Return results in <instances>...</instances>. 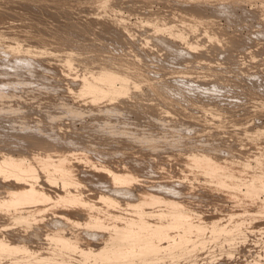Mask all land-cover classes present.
Returning a JSON list of instances; mask_svg holds the SVG:
<instances>
[{
    "label": "rangeland",
    "instance_id": "1",
    "mask_svg": "<svg viewBox=\"0 0 264 264\" xmlns=\"http://www.w3.org/2000/svg\"><path fill=\"white\" fill-rule=\"evenodd\" d=\"M185 9H190L193 15H183ZM14 43L18 48L13 47ZM50 47L51 56V53H40L42 48ZM63 51L75 53L72 66L78 72L83 71L84 65L86 69L94 68V65L97 67L100 63L122 67L119 64L124 61L130 66L129 69H140L146 80L130 88L127 96L116 98L117 101L102 100L94 105L86 96L85 100L81 97L80 101L75 89L74 95L71 91L69 93L72 86L63 73L68 63L56 57L61 53L66 54ZM107 60L112 62L107 63ZM107 101L112 102L108 104ZM162 108L165 110H160ZM35 128L44 129L43 135L35 133ZM261 136H264V0H0V157L6 154L16 157L34 151L36 154L57 146L80 148L84 155L78 149L74 150L79 155L72 152L70 160L77 165L78 174L87 179L80 184V189L76 187L79 191L85 190L82 194L86 197L93 192L89 190L91 193H87V190L103 180L110 187H116L108 174L100 170L98 173L99 164L109 163L110 160L112 164L125 160L127 166L144 164L143 176L138 177L141 183L137 180L135 184V194L139 191L137 186L141 184H144V189L158 190L161 188L157 185L164 184L172 188L171 191L176 188L173 191L175 194H172L174 197L183 196L186 192L185 199L192 197L195 202L190 198V203L200 205L204 212L199 213L204 217L195 219H204V228L210 227L209 221L214 219L229 227L241 224L229 234L232 240H225V248L221 244L218 246V242L220 239L224 241L222 237L226 238V234L222 232L217 235L214 232L215 238L208 231V239L205 235L197 238V241L194 239V243L201 242L203 245L192 249L190 252L193 254L182 249L187 253L180 254L171 262L169 258L175 256L174 252H182L176 249L173 254L170 253L172 257L167 253L160 254L158 259L153 258L155 263L152 259L148 261L149 264H264V191L259 190L255 196L248 197L244 193L248 185L244 182L239 187L240 191L234 192L235 197L228 188L231 192L229 196L226 187H222L225 185L215 187L205 176L193 179L191 174L197 173L195 169H184L185 176L182 171L183 158L180 157L181 153L185 155L192 150L207 151L216 155L214 160L219 161L222 171L226 170L225 167H229L227 170L230 171L233 169L235 173L245 171L242 174L247 179L254 170L250 165L264 161V140ZM253 137L261 140L262 144L250 139ZM81 154L88 158L80 160L83 157ZM39 180H43L42 177ZM53 180L56 182L50 181L46 189L56 192L63 188L60 178ZM12 181L9 179L5 184L10 186ZM80 204H63L64 208L61 205L56 208L66 209L62 211L65 214L75 213L83 207L82 211L86 212L89 207ZM50 206L48 208L52 211H46L54 216L55 205ZM96 209L94 213H97ZM79 211L81 215L82 211ZM79 211L76 212L77 216H80ZM47 213H44L45 217L48 216L45 219L50 223L54 217ZM57 215L61 216V212ZM80 217L81 222L77 219L80 225L76 226L77 229L81 228L79 232L85 229L86 223L83 216ZM0 218V228L15 231L12 235L14 241L26 239L32 243L34 240L36 246H41V243L44 248L41 247L39 250L43 251L38 250L39 253L51 252L49 254L60 257L57 250L51 249L53 247H50L49 237L45 234L47 222L38 227L26 226L21 229L14 222L7 223L6 217L1 214ZM70 225L62 226L66 234L78 232L74 230L76 227L71 228L73 231L65 230ZM87 239L89 241L91 237ZM203 239L206 242H202ZM94 241L100 243V240ZM90 242L82 244L89 247ZM95 243L92 246L98 247L99 244L97 246ZM190 243L193 245V241ZM65 254L61 257L66 260ZM74 258L70 260L77 262V257Z\"/></svg>",
    "mask_w": 264,
    "mask_h": 264
},
{
    "label": "bare ground",
    "instance_id": "2",
    "mask_svg": "<svg viewBox=\"0 0 264 264\" xmlns=\"http://www.w3.org/2000/svg\"><path fill=\"white\" fill-rule=\"evenodd\" d=\"M182 13H183V15L184 14L193 15V13L190 12V9H188V10L185 9L184 11H182ZM186 26H188V25H186ZM217 35H218V33H217ZM214 36H216V35H214ZM13 42H15V41H13ZM59 42H61V41H59ZM2 43H4V42H2ZM40 43H42V42H40ZM12 45L14 48H18V47L14 46L15 43ZM16 46H18V45H16ZM38 47H40V46H38ZM56 48H57V46H56ZM11 49H13V48H11ZM25 50H27V49H25ZM49 50H51V47H50V49H48V48L43 49L42 48L40 53L41 52H42V54L51 53L52 51H49ZM24 52H26V51H24ZM31 52H29V53H31ZM60 52L58 51L57 53H60ZM16 53H18V51ZM32 54H34V53H32ZM32 54L30 56H32ZM61 54L58 55L59 57L58 56H56V57H57V59L62 58L63 60H65L68 63L67 67H64L66 65L63 66V64H62V66L64 67V68L63 67L62 68L65 71V72L63 71V73H65V75L67 76L66 78L68 79L69 84H71V86L74 87V88L71 87L72 90H71V88H69V93H70V91L72 93L73 89H75V91H76L75 95L77 96V98L80 97L79 100L81 99V97H83L82 99H84V97L86 96V99H87V97H89L91 100V103L93 102V104H94L98 101L102 102V100L104 101V100H108V99H116L119 96H123V95L127 96L126 93H130V92H128L129 90H131L130 88L137 86L139 83L146 80L144 75L141 72H139L140 69L138 70L137 67L136 68L134 67L135 69L131 70V69H129L130 66L125 64L124 61H121L122 63L120 62V64H119L122 67H116V66H113L111 64L107 65L106 63H102V64L100 63V65H98V63H97V65H98L97 67H95L96 65H94V68L93 67L89 68L86 66L87 67V69H86L85 65H84L83 71L78 72L77 70H74L75 68H73V66H72L74 63L72 61H73V58L75 56V53L72 51V53L66 52V54H63V53H61ZM51 55H52V53L50 54V56ZM17 57L20 59L19 56H17ZM120 59H122V58H120ZM118 60H119V58H118ZM65 61H63V62H65ZM108 61H110V60H107V63H108ZM113 61L116 62V64H118V62L115 61V59H113ZM103 62H106V60ZM110 62H112V61H110ZM24 66H26V65H24ZM54 68H56V67H54ZM22 70H24V69H22ZM129 70H131V71H129ZM44 71H46V70H44ZM51 71L53 73L54 72L56 73V71H53V70H51ZM48 72H49V70H48ZM49 73L47 76H49ZM50 74H52V73H50ZM61 76H63V75H61ZM64 79H65V77H64ZM48 81H49V79H48ZM118 81L119 82L121 81L120 86L117 85ZM74 93L75 92H73L72 94L74 95ZM120 98H122V97H120ZM90 100L88 99V101H90ZM113 101L116 102L117 99H116V101L115 100H113ZM83 102H85V101H83ZM109 102H108V104H110L112 101L110 103ZM123 103H125V102H123ZM94 105H96V104H94ZM160 110H165V109L162 108ZM163 113H164V111H163ZM154 120H156V119H154ZM163 124H165V123H163ZM21 128H23V127H21ZM24 128H26V127H24ZM32 128L33 127H31V129ZM29 129H30V127H29ZM171 129H172V127H171ZM33 130L37 134L42 133V135H43V133H44V129H38V128L36 129L35 128ZM251 135H253V133ZM256 137L258 138V136H256ZM256 137H253L250 139H252V140L254 139L253 141L257 140V142L261 141V140L258 141L259 138L257 139ZM263 137H262V141L264 140ZM42 138H44V137H42ZM50 140H51V138H50ZM159 140H161V139H159ZM262 141H261V144H262ZM136 142H137V140H136ZM77 149L78 148L74 149V148H66L63 146H60V147L57 146V147L51 148L49 150L42 149L45 151H43L41 153L37 152L36 154L34 151V153H32V154H29L31 152H27L28 154L26 153V155L20 154L19 156H16V157L11 156L9 154L8 155L6 154V155H3L2 157H0V184H1V187H0V214L6 217L7 223L14 222V223L18 224L19 226H21V229H24L26 226L27 227H29V226L30 227L31 226L38 227L41 224H46V222L48 223V220L46 221V219H45V218L48 219V216L45 217L44 213L45 212L47 213L46 210L49 209L48 207L50 205H52V207H53V205H55L54 207H55L56 211H55V213L53 212L54 216H53L52 212L51 213L48 212L50 215L47 213L49 216L52 215L54 218L51 220L50 223H48V225L46 227L47 229L45 228L46 229L45 234H46V236L49 237L48 238L50 240L49 244L52 245L50 247H53L51 249L57 250L58 254L60 255V257H56L57 255L53 256V254H49V253H51V252H49L50 251L49 247H48V249H49L48 254L39 253L38 250L42 247V244L40 242L39 243L41 246H38L39 244H37V243H36L37 244V246H36L34 244V242H36V241H34V240H32V241L30 240L32 243H30L28 241L30 244L27 242L26 239L25 240L22 239L23 241H20V240L14 241L12 239V235H13L14 230L12 231V230H6L5 229L6 230L5 231L4 229L0 228L2 230V231H0V261H2V262H0V264H78V261H79V264H138V263L141 264V262H142V264H144L146 261L148 262V261L152 260L153 258H157V256L160 254H166L167 253V255H171L170 253L173 254L174 250L177 251L179 249L181 251L183 249V250H186V251L188 250L189 252L190 251L192 252V249L194 250L195 248L198 247V245H200V244L203 245L201 242H199V240H198L199 243H197V244L194 243L195 240L197 241V238L201 239V237H203V235H205V238H206L208 231L212 232V234H214V232H215V233H217V235H219L218 233H222V232H223L222 234L225 233L226 238L222 237V240L224 239V241H221V239H220L221 235L218 236L220 239V241L218 242V246L221 244V246L223 245V247L225 248V246L227 244L225 245L224 243L231 238V237H229V234H231L232 231H235L234 228L238 229L239 226L241 227V224H239V226H238V223L235 225V222H234L235 226H233L231 224L233 227L232 226L229 227L228 224L221 223L220 221L218 222V219H216L217 221L214 219L212 222L209 221V224H211V225H209L208 222H206L207 224L205 223L206 225H209L210 227L204 228V219H203V221H199L202 217H204V216H202V217L200 216V213L204 212L203 209L201 211V208L199 207L200 205L196 206L195 203H194L195 205L193 203H190L191 201L192 202H195V201L193 200L192 197H190L191 198V201H190L189 200L190 198H188L187 194H186V196L188 199L187 198L185 199L184 194L186 192L185 193L182 192L183 194L181 193L183 196L179 195V196H181V198L179 196L174 197L172 194H175L173 191L176 188H174L173 191H171L172 188L170 189L169 187H166L164 184H160V183H159V185L156 184L157 186H159L161 188V190L153 189V188L144 189V184H141V185L137 186L139 191L137 192V194H135L134 193V190H135L134 188L136 187L135 184L137 183L136 182L137 180H138L139 184L141 183L139 181L141 179H139L138 177L143 176L142 169L144 167V164L142 166L139 164L138 165L130 164L127 166L128 163L125 160H122V161L119 160L120 161L119 163H116L118 161L112 160L116 164H112L111 160H110L111 164H110V162L109 163H102V164H99L96 162L97 164H99L98 166H100V168L98 169L97 168L98 166H93V167L97 168L98 173L100 170V172L101 171H102V173L104 172L105 175L108 174L109 178L112 179V181H113L112 184L113 183L116 184L118 182L117 183L118 185L114 184V186H116V187H110L109 183L106 180H103L99 184L93 185L91 189H88L87 193L89 190H91V192L93 191L92 192L93 194L89 191L92 195L88 193L90 196L87 194V197H86L82 194V193H85V190L82 192V191H79L76 187L82 186L80 184H82V182H84V180L87 181V179L78 174L79 172H77V170H78V168L76 167L77 165L73 164L74 162H72V159L70 160L71 153L74 150L76 151ZM77 151H79L80 153H82L84 155V153L82 152V149L80 150V148H79ZM23 153H24V151H23ZM76 153L77 152H75V153L73 152L72 154L75 155ZM161 154H163V153H161ZM74 155H73V157L77 159V157H75ZM28 156H29V158H27ZM215 156H213V154L208 153L207 151L200 152V151H193L192 150L191 152L188 151L187 154H185V155H183L181 153L180 157L183 158L182 159L183 164L181 163L183 165V167L180 164L181 167L183 168L182 171L184 172L186 170V168H187V170L189 169L191 171L192 170L194 171V169H195V170H197V173L194 172L196 175L194 173H192L191 174L192 178L193 177L194 178L200 177V179H201V176L202 177L205 176L206 177L205 179L213 182V184H215V187L216 186L221 187L222 185H225V186H222V187H226L225 191L226 190L228 191V188L231 189V192H232L231 195H234L235 194L234 192H236L237 190L240 191L239 187H240L241 183H244V182H245V184L247 183V185H248L247 191L244 192L245 195H247L248 197L255 196L256 192L259 190L264 191V184H263L264 183V161L259 160L256 163V165H253V166H252V164L250 165L249 163H247V165L249 164L250 167L253 168L254 170H253V174L251 175V177H249V175H248L249 178L246 179L243 176V174H244L243 172H245V171L239 172V173L237 172L238 173L237 174L235 172H232L233 169H232V171H230L231 169L227 170V168L229 169V167H227V168L225 167L226 170L222 171L220 169L222 167H219V163H218L219 161L214 160ZM178 157H179V155H178ZM80 158H81L80 160L85 161L88 157L83 156ZM89 161H91V160H89ZM86 162H88V161H86ZM228 162H230V161H228ZM245 162L246 161H244V163ZM93 163H94V161H93ZM140 164H142V163H140ZM120 166L123 168H119ZM244 166H241V168ZM178 167H180V166H178ZM181 167L179 169H181ZM247 169H248V167H246V171H248ZM191 171H190V173H191ZM39 172H40V174H39ZM41 172L43 173V175ZM183 172H181V175ZM185 173L186 172H184L183 174H185ZM193 174H194V176H193ZM77 175H78V177H77ZM186 175L187 174H185V176ZM41 177L43 180L40 181L39 179ZM92 177H94V176H92ZM54 178L55 179L60 178L62 186H63V188L61 187L62 189H59L56 192L51 191L48 188L46 189V187H48V185L50 186V184H49L50 181L56 182L55 180H53ZM9 179L13 180L12 184L9 182L11 184L10 186H8V184H5L6 181H8ZM147 182H149V181H147ZM142 183H143V181H142ZM151 183H152V181H151ZM178 183L180 184V182H178ZM181 183H183V182H181ZM180 185H182V184H180ZM185 185L186 184H184V186ZM72 186H74L75 188L73 189ZM169 186H171V184ZM57 187H58V185H57ZM79 189H80V187H79ZM170 191L172 192L171 194L169 193ZM227 191H226V193H227ZM229 192L230 191H228L227 194L230 196ZM179 194H180V192H179ZM234 197H235V195H234ZM183 199H185V201ZM186 200H189V201L186 202ZM247 200H250V198H247ZM78 203H81L80 205H82V206H86V208L89 207L88 209H86L87 216H86V212L84 211L85 212V216H84V212L82 211V209L84 207L82 209H79L82 211L81 215H80V211L76 210V208L74 209V210H76L75 213L70 212L71 214L68 213L69 215L67 213L65 214L64 212H62L64 209L60 210L61 208L60 209L56 208L57 205L58 206L61 205V207H63L62 206L63 204H69L70 206H72V205H76ZM52 207L50 206V208H52ZM68 207H67V209H68ZM95 208H97L96 209L97 213H94ZM196 208L199 210H197ZM246 209H248V208H246ZM57 210H60V211H57ZM49 211H52V210L49 209ZM69 211H72V210H69ZM77 211H79L78 215L83 216V219L86 222L85 223L83 221L86 225L84 224L83 228H85V229H82L83 231H81V232L78 231L81 228L77 229L78 227H76V226L80 225L79 223L81 222V218H82L80 216H77V213H76ZM102 211L104 213L105 212H107V213L102 215L101 214V213H103ZM59 212H61V216L57 215ZM260 212H263V211H260ZM74 214H76V215H74ZM236 214H237V212H236ZM198 216L200 219L199 218H198L199 220L195 219ZM222 216H223V212H222ZM225 217H226V215H225ZM237 217H239V216H237ZM240 217H243V215ZM245 218H246V216H245ZM250 218H252V217L250 216ZM49 219H51V218L49 217ZM77 219L78 220L80 219V222ZM242 219L243 218H241V220ZM44 220H45V222H44ZM243 220H245V219H243ZM36 221H39L38 223H40V224L35 223ZM202 223H203V225H201ZM258 223H259V221H258ZM64 224H65V226L67 224L73 225V226L70 225V228L66 227L65 230H67V229L70 230L72 227L74 229V227H76L74 230L77 229L76 231H78V232L75 233L71 229L73 232L70 231L71 232L70 233L67 231L69 235L66 234L65 233L66 231H64V229H62V226ZM65 226H63V228H65ZM1 227H3V226H1ZM3 231H5V232L3 233ZM84 232H85V234H84ZM31 233H30V236H31ZM86 233L88 234V237L89 236L91 237L92 241H91V239H89V241H88V239H87L88 237L86 238V236H87ZM241 236H240V238H241ZM92 237H94V238H92ZM210 237H211V234H210ZM210 237H209V239H210ZM214 237H215V234H214ZM214 237L212 235V238H214ZM84 238L88 242H86L84 240ZM215 238H217V237H215ZM238 238H239V235H238ZM94 239L96 241L100 240V243L97 242L99 244V246H98V244L95 243ZM206 239H208V238H206ZM231 240H232V238L230 239V241ZM80 241H81V243H80ZM192 241H193L194 246L191 245L192 243H190ZM212 241H214V239ZM83 242H85L86 244L90 242L91 246L88 247V245H86L85 243L82 244ZM202 242H206V240H204ZM93 243H95V245H97L98 247L93 245L94 247H96V248H94L92 246ZM216 245H217V243H216ZM44 247H45V245H44ZM183 250L179 254H175V252H174L175 256L172 257V255H171L172 258H169L171 260V262L174 261L176 258L180 257L181 256L180 254L186 252V251L183 252ZM39 251H41V250H39ZM74 252H75L76 256L74 255ZM178 252H176V253H178ZM191 252L189 254H193ZM63 253H66L67 256H66V254H65V256L67 258L69 257V259H67V258H66V260L63 259V257H61V256H63L62 255ZM68 253H70L71 255L70 254L68 255ZM72 255H74V257H77V262L74 261V259H76V258L72 257ZM79 255H81L80 256L81 258L78 257ZM70 257L74 258V259L70 260L71 259ZM165 257H166V255H165ZM191 257H193V256H191ZM78 258H79V260H78ZM2 259H4V260L8 259V260L3 261ZM152 261H154V263L156 262L155 259H153ZM149 263L150 262H148L147 264H149ZM151 263L153 264V262H151Z\"/></svg>",
    "mask_w": 264,
    "mask_h": 264
}]
</instances>
